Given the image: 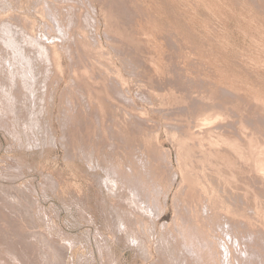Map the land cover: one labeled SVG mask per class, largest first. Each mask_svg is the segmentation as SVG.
Instances as JSON below:
<instances>
[{"label":"rangeland","instance_id":"1","mask_svg":"<svg viewBox=\"0 0 264 264\" xmlns=\"http://www.w3.org/2000/svg\"><path fill=\"white\" fill-rule=\"evenodd\" d=\"M0 6V264H264V0Z\"/></svg>","mask_w":264,"mask_h":264},{"label":"bare ground","instance_id":"2","mask_svg":"<svg viewBox=\"0 0 264 264\" xmlns=\"http://www.w3.org/2000/svg\"><path fill=\"white\" fill-rule=\"evenodd\" d=\"M125 1H126V0H125ZM2 2H4V1H2ZM36 2H37V1H36ZM38 2H39V1H38ZM9 3H10V2H9ZM46 3H47V2H46ZM53 3H54V2H53ZM58 3H59V2H58ZM134 3H135V2H134ZM140 3H141V2H140ZM136 4H138V2H137ZM11 5H12V4H11ZM44 5H45V4H44ZM31 6H32V5H31ZM40 6H41V5H40ZM47 6H48V5H47ZM71 6H72V5H71ZM134 6H135V5H134ZM140 6H141V5H140ZM0 7H1V6H0ZM125 8H126V7H125ZM128 8H129V7H128ZM131 8H132V7H131ZM142 8H143V6H142ZM142 8H141V9H142ZM144 8H145V7H144ZM32 9H33V8H32ZM45 9H46V8H45ZM55 9H56V8H55ZM41 10H42V9H41ZM52 10H53V9H52ZM60 10H61V9H60ZM130 10H131V9H130ZM42 11H43V10H42ZM134 11H135V10H134ZM38 12H39V11H38ZM140 12H141V11H140ZM143 12H144V11H143ZM50 13H51V12H50ZM54 13H55V12H54ZM68 13H69V12H68ZM81 13H82V12H81ZM135 13H136V12H135ZM20 14H21V13H20ZM11 15H12V14H11ZM52 15H54V14H52ZM52 15H51V16H52ZM58 15H59V14H58ZM127 15H128V14H127ZM18 16H19V15H18ZM64 16H65V15H64ZM67 16H68V15H67ZM124 16H125V14H124ZM145 16H146V14H145ZM65 17H66V16H65ZM144 18H145V17H144ZM51 19H52V18H51ZM58 19H59V18H58ZM66 19H67V18H66ZM71 19H72V18H71ZM52 20H53V19H52ZM55 20H56V19H55ZM61 20H62V19H61ZM135 20H136V19H135ZM148 20H149V19H148ZM130 21H131V18H130ZM20 22H21V21H20ZM20 22H19V23H20ZM45 22L47 23L46 20H45ZM10 23H11V22H10ZM19 23H18V24H19ZM48 23H49V22H48ZM89 23H90V22H89ZM1 24H3V22H2ZM44 24H45V23H44ZM80 24H81V23H80ZM130 24H131V23H130ZM130 24H129V25H130ZM133 24H134V23H133ZM150 24H151V23H150ZM4 25H5V24H4ZM12 25H13V24H12ZM56 25H57V24H56ZM59 25H60V24H58V26H59ZM72 25H73V22H72ZM1 26H2V25H1ZM10 26H11V25H10ZM18 26H19V25L14 26L13 28H14V29H15V28H18ZM35 26H36V25H35ZM131 26H132V25H131ZM24 27H25V26H24ZM30 27H31V26H30ZM47 27H48V26H47ZM90 27H92V26H90ZM120 27H121V26H120ZM10 28H11V27H10ZM19 28H20V27H19ZM54 28H55V27H54ZM56 28H57V27H56ZM60 28H61V27H60ZM127 28H128V27H127ZM144 28H145V27H144ZM23 29H24V28H23ZM47 29H49V27H48ZM61 29L64 30L63 28H61ZM69 29H70V28H69ZM132 29H133V27H132ZM12 30H13V29H12ZM19 30H20V29H19ZM21 30H22V29H21ZM49 30H50V29H49ZM74 30H75V29H74ZM120 30H121V29H120ZM120 30H119V31H120ZM14 31H15V30H14ZM58 31H59V30H58ZM133 31H134V30H133ZM8 32H10V31H8ZM11 32H12V31H11ZM19 32H20V31H19ZM43 32H44V31H43ZM49 32H50V31H49ZM63 32H64V31H63ZM15 33H16V32H15ZM22 33H24V32H21V34H22ZM67 33H68V32H67ZM69 33H70V32H69ZM0 34H2V33L0 32ZM4 34H5V33H4ZM6 34H9V33H6ZM81 34H82V33H81ZM138 34H139V33H138ZM19 35H20V33H19ZM54 35H55V34H54ZM47 36H48V35H47ZM64 36H65V35H64ZM74 36H75V35H74ZM7 37H9V35H8ZM10 37H12V36H10ZM10 37H9V38H10ZM15 37H16V36H15ZM20 37H21V36H20ZM22 37H23V36H22ZM30 37H31V35H30ZM66 37H67V36H66ZM128 37H129V36H128ZM0 38H1V37H0ZM18 38H19V37H18ZM25 38H26V37H25ZM32 38H34V36H33ZM32 38H31V39H32ZM36 38H37V37H36ZM67 38H68V37H67ZM79 38H80V37H79ZM131 38H132V37H131ZM140 38H141V37H140ZM11 39H12V38H11ZM22 39H24V38H22ZM132 39H133V38H132ZM136 39H137V37H136ZM173 39H174V38H173ZM5 40H6V39H5ZM12 40L15 41L16 38H13ZM27 40H28V39H27ZM27 40H26V41H27ZM33 40H34V39H33ZM33 40H32V41H33ZM73 40H74V39H73ZM7 41H8V40H7ZM19 41H20V39H19ZM29 41L32 42L31 40H29ZM34 41H36V40H34ZM34 41H33V43H35ZM41 41H42V40H41ZM41 41H40V42H41ZM46 41H47V40H46ZM138 41H139V40H138ZM10 42H11V40H10ZM15 42L17 43V41H15ZM20 42H21V41H20ZM133 42H134V41H133ZM135 42H136V41H135ZM5 43H6V42H5ZM5 43H4V44H5ZM8 43H9V42H8ZM13 43H14V42H13ZM13 43L11 42L10 44H12V46H13V45H14ZM16 43H15V45H17ZM25 43H26V42H25ZM33 43H31V45H32ZM121 43H123V42H121ZM170 43H171V42H170ZM6 44H7V43H6ZM10 44H9V45H10ZM18 44H19V43H18ZM21 44H22V43H21ZM21 44H20V45H21ZM28 44H29V43H28ZM15 45H14V46H15ZM29 45H30V44H29ZM29 45H28V46H29ZM33 45H34V44H33ZM35 45L38 46V44H35ZM47 45H48V44H47ZM85 45H86V44H85ZM122 45H123V44H122ZM128 45H129V44H128ZM5 46H6V45H5ZM18 46H19V45H18ZM22 46H23V45H22ZM119 46H120V44H119ZM152 46H154V45H152ZM23 47H24V46H23ZM31 47H32V46H31ZM87 47H88V46H87ZM126 47H127V46H126ZM158 47H159V46H158ZM158 47H157V45H156V48H158ZM168 47H169V46H168ZM6 48H8V47H6ZM34 48H36V47H34ZM24 49H25V48H24ZM26 49H27V48H26ZM28 49H29V48H28ZM38 49H39V47H38ZM85 49H86V48H85ZM148 49H149V48H148ZM19 50H20V49H19ZM32 50H33V49H32ZM40 50H41V48H40ZM69 50H70V49H69ZM125 50H126V49H125ZM12 51H13V50H12ZM14 51H15V50H14ZM44 51H45V50H44ZM129 51H130V50H129ZM168 51H169V50H168ZM3 52H4V51H3ZM23 52H24V51H23ZM29 52H30V50H29ZM31 52H32V51H31ZM38 52H39V51H38ZM41 52H42V51H41ZM41 52H40V53H41ZM145 52H146V51H145ZM148 52H150V51H148ZM161 52H162V51H161ZM172 52H173V51H172ZM7 53H8V52H7ZM9 53H10V52H9ZM11 53H12V55H13V52H11ZM20 53H21V52H20ZM25 53H26V52H25ZM32 53H33V52H32ZM85 53H86V52H85ZM173 53H174V52H173ZM28 54H29V53H28ZM42 54H43V53H42ZM44 54H45V53H44ZM44 54H43V55H44ZM46 54H47V53H46ZM68 54H69V53H68ZM95 54H96V53H95ZM144 54H145V53H144ZM155 54H156V53H155ZM16 55H17V54H16ZM23 55L25 56V55H27V54H24V53H23V54L21 55V59L23 58V61H22V62L25 61V63L27 64L26 67H27V69H28V70H27V69L25 70V71H28V72H26V73H25L26 75H25V74H24V75H25V77H27V80H28V81H27L28 86H29V84H31V86H32V84H34V80H35V82H37V79H36V78H38V77H36V76H38V74H39L40 72H42V71H40V72L38 73V70H40V68H39V69H38V68L36 69V65H38V63L36 64V63L34 62L35 58L33 57V55H32V57H31L32 59L34 58L33 61H32L31 58L28 59V57H29L28 55H27V57H26V56L24 57ZM37 55H38V54H37ZM39 55H40V54H39ZM39 55H38V56H39ZM151 55H152V54H151ZM157 55H158V54H157ZM157 55H156V58H158ZM8 56H9V55H8ZM34 56L36 57V55H34ZM38 56H37V57H38ZM41 56H42V55H41ZM166 56H167V55H166ZM10 57H11V56H10ZM19 57H20V55H19ZM37 57H36V58H37ZM96 57H97V56H96ZM126 57H127V56H126ZM146 57H147V56H146ZM153 57H154V56H153ZM97 58H98V57H97ZM97 58H96V59H97ZM17 59H18V58H17ZM42 59H44V58H42ZM93 59H94V58H93ZM151 59H152V58H151ZM159 59L161 60V58H159ZM163 59H164V58H163ZM166 59H167V58H166ZM37 60H38V59H37ZM37 60H35V61H37ZM50 60H51V59H50ZM126 60H127V59H126ZM142 60H144V59L142 58ZM149 60H150V59H148L147 61H149ZM164 60H165V59H164ZM167 60H168V59H167ZM171 60H172V59H171ZM16 61H17V60H16ZM41 61H42V60H41ZM145 61H146V60H145ZM156 61H157V60H156ZM1 62H2V61H1ZM10 62H11V61H10ZM52 62H53V61H52ZM150 62H151V61H150ZM152 62H154V61H152ZM167 62H168V61H167ZM169 62H170V61H169ZM25 63H24V64H25ZM45 63H47V62H45ZM50 63H51V62H50ZM138 63H139V62H138ZM146 63H147V62H146ZM156 63H157V62H156ZM158 63H159V61H158ZM175 63H176V62H175ZM26 64H25V65H26ZM150 64H151V63H150ZM153 64H154V63H153ZM153 64H152V65H153ZM162 64H163V63H162ZM162 64H161V65H162ZM164 64H165V63H164ZM11 65H12V64H11ZM17 65H18V64H17ZM20 65H21V67H22V64H20ZM46 65H47V64H46ZM135 65H136V64H135ZM148 65H149V64H148ZM15 66H16V65H15ZM39 66H40V64H39ZM41 66H42V65H41ZM43 66H44V65H43ZM47 66H48V65H47ZM50 66H51V65H50ZM70 66H71V65H70ZM93 66H94V65H93ZM153 66H154V65H153ZM163 66H164V65H163ZM24 67H25V66H24ZM24 67H23V68H24ZM37 67H38V66H37ZM48 67H49V66H48ZM150 67H151V66H150ZM23 68H21V69H23ZM73 68H74V67H73ZM85 68H86V67H85ZM148 68H149V67H148ZM154 68H155V67H154ZM161 68H162V66H161ZM164 68H165V67H164ZM179 68H180V67H179ZM44 69H45V68H44ZM93 69H94V68H93ZM150 69H151V68H150ZM57 70H58V69H57ZM94 70H95V69H94ZM145 70H146V69H145ZM154 70H155V69H154ZM169 70H170V69H169ZM172 70H173V69H172ZM182 70H183V69H182ZM20 71L23 72L22 70H20ZM78 71H79V70H78ZM82 71H83V69H82ZM161 71H162V70H161ZM176 71H177V70H176ZM260 71H261V70H260ZM12 72H13V71H12ZM17 72H18V70H17ZM43 72H44V71H43ZM47 72H48V71H47ZM50 72H51V71H50ZM53 72H54V71H53ZM55 72H56V71H55ZM138 72H139V71H138ZM156 72H157V71H156ZM186 72H187V71H186ZM23 73H24V72H23ZM23 73H22V74H23ZM58 73H59V72H58ZM76 73H77V72H76ZM166 73H168V72H166ZM174 73H175V72H174ZM176 73H177V72H176ZM181 73H182V72H181ZM183 73H184V72H183ZM187 73H188V72H187ZM8 74H9V73H8ZM11 74H12V73H11ZM13 74H14V73H13ZM86 74H87V73H86ZM157 74H158V73H157ZM159 74H160V73H159ZM162 74H163V72L161 73V75H162ZM164 74H165V70H164ZM164 74H163V75H164ZM177 74H178V73H177ZM3 75H4V74H3ZM39 75H40V74H39ZM60 75H61V74H60ZM1 76H2V75H1ZM91 76H92V75H91ZM102 76H103V75H102ZM106 76H107V75H106ZM152 76H153V75H152ZM171 76H173V75H171ZM174 76H175V75H174ZM179 76H180V75H179ZM18 77H19V76H18ZM42 77H43V76H42ZM103 77H104V76H103ZM142 77H143V75H142ZM153 77H154V76H153ZM158 77L161 78V76H158ZM164 77H166V76H164ZM191 77H192V76H191ZM191 77H190V78H191ZM21 78H22V77H21ZM94 78H95V77H94ZM94 78H93V79H94ZM106 78H107V77H106ZM149 78H150V77H149ZM176 78H177V77H176ZM180 78H181V77H180ZM183 78H184V77H183ZM187 78H188V77H187ZM54 79H55V78H54ZM156 79H158V78L156 77ZM171 79H172V78H171ZM185 79H186V78H185ZM185 79H184V80H185ZM194 79H195V78H194ZM22 80H23V79H22ZM38 80H39V79H38ZM52 80H53V79H52ZM58 80H59V79H58ZM74 80H75V79H74ZM77 80H78V77H77ZM84 80H85V79H84ZM147 80H148V79H147ZM166 80H167V78H166ZM181 80H182V79H181ZM24 81H26V80H24ZM24 81H22V83H23ZM40 81H41V79H40ZM48 81H49V80H48ZM99 81H100V80H99ZM107 81H108V80H107ZM112 81H113V80H112ZM155 81H156V80H155ZM88 82H89V81H88ZM92 82H93V81H92ZM143 82H144V81H143ZM156 82H157V81H156ZM183 82H184V81H183ZM183 82H182V85H184V83H185V82H184V83H183ZM25 83H26V82H25ZM27 83H26V84H27ZM39 83H40V82H39ZM39 83H38V84H39ZM151 83H152V82H151ZM199 83H200V82H199ZM58 84H59V83H58ZM80 84H81V83H80ZM111 84H112V83H111ZM160 84H161V83H160ZM173 84H174V82H173ZM24 85H25V84H24ZM169 85H170V84H169ZM180 85H181V84H180ZM10 86H11V85H10ZM25 86H27V85H25ZM56 86H57V85H56ZM147 86H148V83H147ZM178 86H179V85H178ZM184 86H185V85H184ZM187 86H188V85H187ZM187 86H186V87H187ZM29 87H30V86H29ZM29 87H28V88H29ZM37 87H38V86H37ZM165 87H166V86H165ZM173 87H175V86H173ZM181 87H182V86H181ZM26 88H27V87H26ZM32 88H33V87H32ZM75 88H76V87H75ZM86 88H87V87H86ZM96 88H97V87H96ZM110 88H111V87H110ZM170 88H171V87H170ZM183 88H185V87H183ZM22 89H23V88H22ZM43 89H44V88H43ZM46 89H47V88H46ZM147 89H148V88H147ZM174 89H175V88H174ZM23 90H24V89H23ZM28 90L30 91V89H28ZM28 90H27V91H28ZM48 90H49V89H48ZM67 90H68V89H67ZM76 90H77V89H76ZM89 90H90V89H89ZM89 90H88V91H89ZM106 90H108V89H106ZM115 90H116V89H115ZM151 90H152V89H151ZM182 90H185V89H182ZM40 91H41V90H40ZM63 91H64V90H63ZM71 91H72V90H71ZM190 91H191V90H190ZM5 92H6V91H5ZM19 92H20V91H19ZM41 92H43V91H41ZM49 92H50V91H49ZM49 92H48V94H49ZM66 92H68V91H66ZM110 92H111V91H110ZM26 93H27V92H26ZM29 93H30V92H29ZM54 93H55V92H54ZM127 93H128V92H127ZM168 93H169V92H168ZM185 93H186V92H185ZM7 94H8V93H7ZM38 94H40V93L38 92ZM43 94H44V93H43ZM61 94H62V93H61ZM67 94H68V93H67ZM121 94H122V93H120V95H121ZM123 94H124V93H123ZM142 94H143V93H142ZM238 94H239V93H238ZM22 95H23V94H22ZM31 95H32V94H31ZM44 95H45V94H44ZM49 95H50V94H49ZM71 95H72V94H71ZM84 95H85V94H84ZM84 95H83V96H84ZM93 95H94V94H93ZM97 95H98V94H97ZM125 95H126V94H125ZM177 95H179V94H177ZM187 95H188V94H187ZM200 95H201V94H200ZM4 96H5V95H4ZM37 96H38V95H37ZM110 96H111V95H110ZM118 96H119V93H118ZM126 96H127V95H126ZM158 96H159V95H158ZM163 96H164V95H163ZM180 96H181V95H180ZM188 96H189V95H188ZM194 96H195V95H194ZM212 96H213V95H212ZM216 96H217V95H216ZM223 96H224V95H223ZM34 97H35V96H34ZM44 97H45V96H44ZM44 97H43V98H44ZM75 97H76V96H75ZM105 97H106V95H105ZM107 97H108V95H107ZM144 97H145V96H144ZM189 97H190V96H189ZM197 97H199V96H197ZM220 97H221V96H220ZM240 97H241V96H240ZM39 98H40V96H39ZM45 98H47V97H45ZM48 98H49V97H48ZM48 98H47V99H48ZM65 98H66V97H65ZM67 98H68V97H67ZM85 98H86V96H85ZM164 98H165V97H164ZM177 98H178V97H177ZM215 98H216V97H215ZM224 98H225V96H224ZM121 99H123V98H121ZM217 99H218V98H217ZM60 100H61V99H60ZM63 100H64V99H63ZM84 100H85V99H84ZM87 100H89V99L87 98ZM126 100H127V99H126ZM6 101H7V100H6ZM37 101H38V100H37ZM42 101H43V100H42ZM103 101H104V100H103ZM110 101H111V100H110ZM165 101H166V100H165ZM203 101H204V100H203ZM205 101H206V100H205ZM238 101H239V100H238ZM46 102H48V101H46ZM89 102H90V101H89ZM95 102H96V101H95ZM186 102H187V101H186ZM191 102H193V101H191ZM207 102H208V101H207ZM217 102H218V101H217ZM221 102H222V100H221ZM10 103H11V101H10ZM49 103H50V102H49ZM68 103H69V102H68ZM84 103H85V102H84ZM103 103H104V102H103ZM112 103H113V102H112ZM112 103H111V106H112ZM235 103H236V102H234V106H236ZM11 104H12V103H11ZM77 104H78V102H77ZM94 104H95V103H94ZM97 104H98V103H97ZM206 104H208V103H206ZM216 104H217V103H216ZM232 104H233V102H232ZM244 104H245V103H244ZM247 104H249V103H247ZM257 104H258V103H257ZM2 106H4V104H2ZM14 106H15V104H14ZM32 106H33V104H32ZM48 106H49V104H48ZM51 106H52V104H51ZM51 106H50V108H51ZM68 106H69V104H68ZM79 106H80V104H79ZM85 106H86V104H85ZM87 106H88V103H87ZM117 106H118V104H117ZM194 106H195V104H194ZM199 106H200V104H199ZM201 106H204V104H201ZM241 106H242V103H241ZM9 107H10V106H9ZM25 107H26V104H25ZM34 107H35V106H34ZM53 107H54V106H53ZM88 107H89V106H88ZM94 107H95V106H94ZM96 107H97V106H96ZM96 107H95V108H96ZM124 107H125V106H124ZM180 107H181V106H180ZM182 107H183V106H182ZM188 107H189V106H188ZM205 107H206V106H205ZM207 107H208V106H207ZM219 107H220V106H219ZM226 107H227V106H226ZM1 108H2V107H1ZM47 108H48V107H47ZM90 108H91V107H90ZM106 108H108V107H106ZM111 108H112V107H111ZM114 108H115V107H114ZM163 108H164V107H163ZM194 108H195V107H194ZM209 108H210V107H209ZM212 108H213V107H212ZM217 108H218V104H217ZM236 108H237V107H236ZM251 108H252V107H251ZM4 109H5V108H4ZM43 109H44V108H43ZM70 109H71V108H70ZM70 109H69V110H70ZM73 109H74V108H73ZM104 109H105V108H104ZM108 109H109V108H108ZM159 109H160V108H159ZM179 109H180V108H179ZM179 109H178V110H179ZM192 109H193V108H192ZM215 109H216V108H215ZM232 109H233V107H232ZM232 109H231V110H232ZM10 110H11V108H10ZM16 110H18V109H16ZM26 110H27V109H26ZM30 110H31V109H30ZM48 110H51V109H48ZM93 110H94V109H93ZM99 110H100V109H99ZM106 110H107V109H106ZM122 110H123V109H122ZM129 110H130V109H129ZM172 110H173V109H172ZM178 110H177V111H178ZM200 110H201V109H200ZM210 110H211V109H210ZM237 110H238V109H237ZM242 110H243V109H242ZM6 111H7V110H6ZM66 111H67V110H66ZM75 111H76V110H75ZM88 111H90V109H89ZM91 111H92V110H91ZM95 111H96V110H95ZM169 111H170V110H169ZM189 111H190V110H189ZM201 111H202V110H201ZM221 111H222V109H221ZM228 111H229V110H228ZM233 111H234V109H233ZM244 111H245V110H244ZM84 112H85V110H84ZM97 112H99V111H96L95 113H97ZM104 112H105V111H104ZM107 112H108V111H107ZM114 112H115V111H114ZM122 112H123V111H122ZM183 112H184V111H183ZM190 112H191V111H190ZM217 112H218V111H217ZM235 112H236V111H235ZM255 112H256V111H255ZM4 113H5V112H4ZM4 113H3V114H4ZM28 113H29V112H28ZM36 113H37V112H36ZM47 113H49V112H47ZM52 113H53V111H52ZM63 113H64V112H63ZM77 113H78V112H77ZM105 113H106V112H105ZM233 113H234V112H233ZM253 113H254V112H253ZM12 114H13V113H12ZM37 114H38V113H37ZM43 114H45V113H43ZM74 114H75V113H74ZM110 114H111V113H110ZM176 114H177V113H176ZM192 114H193V113H192ZM199 114H200V113H199ZM212 114H213V113H212ZM217 114H219V113H217ZM254 114H255V113H254ZM50 115H51V114H50ZM50 115H49V117H50ZM63 115H64V114H63ZM63 115H62V116H63ZM78 115H79V114H78ZM101 115H102V114H101ZM116 115H117V114H116ZM119 115H120V114H119ZM135 115H136V114H135ZM188 115H189V114H188ZM213 115H214V114H213ZM233 115H235V114H233ZM248 115H249V114H248ZM45 116H46V115H45ZM89 116H90V115H89ZM96 116H97V115H96ZM105 116H106V115H105ZM111 116H112V115H111ZM137 116H138V115H137ZM219 116H220V115H219ZM240 116H242V115H240ZM29 117H30V116H29ZM51 117H52V116H51ZM84 117H85V116H84ZM84 117H83V118H84ZM87 117H88V116H87ZM90 117H91V116H90ZM99 117H102V116L99 115ZM103 117H104V115H103ZM140 117H141V116H140ZM231 117H232V116H231ZM234 117H235V116H234ZM236 117H238V116H236ZM30 118H31V117H30ZM68 118H69V117H68ZM85 118H86V117H85ZM108 118H109V117H108ZM244 118H245V117H244ZM33 119H34V118H33ZM36 119H37V118H36ZM39 119H40V118H39ZM50 119H52V118H50ZM63 119H64V118H63ZM86 119H87V118H86ZM99 119H100V118H99ZM139 119H140V118H139ZM186 119H187V118H186ZM196 119H197V118H196ZM200 119H201V118H200ZM218 119H219V118H218ZM238 119H239V118H238ZM252 119H253V118H252ZM29 120H30V119H29ZM47 120H49V119H47ZM60 120H61V119H60ZM76 120H77V119H76ZM78 120H79V119H78ZM87 120H88V119H87ZM87 120H86V121H87ZM239 120H240V119H239ZM249 120H251V119H249ZM249 120H248V121H249ZM257 120H258V119H257ZM20 121H21V120H20ZM30 121H31V120H30ZM50 121H51V122H50ZM50 121H49V122H50V125H52L51 123H53V122H52V120H50ZM80 121H81V120H80ZM88 121H89V120H88ZM135 121H136V119H135ZM140 121H141V120H140ZM142 121H143V120H142ZM172 121H173V120H172ZM229 121H230V120H229ZM49 122H48V123H49ZM110 122H112V120H111ZM216 122H217V121H216ZM237 122H238V121H237ZM30 123H31V122H30ZM36 123H37V122H36ZM119 123H120V122H119ZM140 123H141V122H140ZM186 123H187V122H186ZM200 123H201V122H200ZM212 123H213V122H212ZM254 123H255V122H254ZM34 124H35V123H34ZM70 124H71V123H70ZM80 124H81V122H80ZM85 124H86V123H85ZM131 124H132V123H131ZM178 124L180 125V123H178ZM202 124H203V123H202ZM214 124H215V123H214ZM221 124H222V122H221ZM238 124H239V123H238ZM252 124H253V123H252ZM28 125H29V124H28ZM104 125H105V124H104ZM119 125H120V124H119ZM138 125H139V124H138ZM145 125H146V124H145ZM187 125H188V124H186V126H187ZM190 125H191V123H190ZM190 125H189V126H190ZM196 125H197V124H196ZM219 125H220V124H219ZM219 125H217V127H218ZM224 125H225V122H224ZM224 125H223V126H224ZM43 126H44V124H43ZM67 126H68V125H67ZM112 126H113V125H112ZM193 126H195V125H193ZM232 126H233V125H232ZM53 127H54V126H53ZM62 127H64V126H62ZM184 127H185V126H184ZM187 127H188V126H187ZM191 127H192V126H191ZM197 127H200V126H197ZM224 127H225V126H224ZM230 127H231V126H230ZM262 127H263V126H262ZM180 128H181V127H180ZM194 128H195V127H194ZM218 128H219V127H218ZM231 128H232V127H231ZM236 128H237V127H236ZM44 129H45V128H44ZM49 129H50V128H49ZM221 129H222V128H221ZM228 129H229V128H228ZM34 130H35V129H34ZM37 130H38V129H37ZM41 130H42V129H41ZM67 130H68V129H67ZM73 130H74V129H73ZM106 130H107V129H106ZM127 130H128V129H127ZM190 130H191V129H190ZM190 130H189V131H190ZM222 130H224V129H222ZM232 130H233V129H232ZM252 130H255V129H252ZM42 131H43V130H42ZM54 131H55V130H54ZM68 131H69V130H68ZM75 131H76V130H75ZM194 131H195V129H194ZM214 131H215V130H214ZM239 131H240V130H239ZM258 131H259V130H258ZM43 132H45V131H43ZM77 132H78V131H77ZM85 132H86V131H84V134H85ZM122 132H123V131H122ZM197 132H199V130H197L196 132H194V135H195V133H197ZM222 132H223V131H222ZM230 132H231V131H230ZM78 133H79V132H78ZM91 133H92V132H91ZM91 133H90V134H91ZM131 133H132V132H131ZM189 133L191 134V132H189ZM201 133H202V132H201ZM203 133H204V132H203ZM208 133H209V132H208ZM208 133H207V134H208ZM215 133H216V132H215ZM215 133H214L213 135H215ZM182 134H183V133H182ZM211 134H212V133H211ZM232 134H233V133H232ZM87 135H88V134H87ZM93 135H94V134H93ZM102 135H103V134H102ZM134 135H135V133H134ZM185 135H186V134H185ZM227 135H228V134H227ZM234 135H235V134H234ZM234 135H233V136H234ZM110 136H111V135H110ZM113 136H114V135H113ZM125 136H126V135H125ZM125 136H124V137H125ZM127 136H128V135H127ZM230 136H231V135H230ZM248 136H249V134H248ZM66 137H67V136H66ZM82 137H83V136H82ZM108 137H109V136H108ZM212 137H213V136H212ZM217 137H218V136H217ZM184 138H185V137H184ZM184 138H183V139H184ZM233 138H234V137H233ZM240 138H241V137H240ZM244 138H245V137H244ZM250 138H251V137H250ZM65 139H66V138H65ZM68 139H69V138H68ZM80 139H81V138H80ZM89 139H90V138H89ZM193 139H194V138H193ZM235 139L237 140L236 137H235ZM248 139H249V138H248ZM111 140H112V139H111ZM134 140H135V139H134ZM211 140H212V139H211ZM65 141H66V140H65ZM192 141H193V140H192ZM202 141H203V140H202ZM253 141H254V138H253ZM97 142H98V141H97ZM106 142H107V141H106ZM141 142H142V141H141ZM208 142H209V141H208ZM250 142H251V141H250ZM70 143H71V142H70ZM187 143H188V142H187ZM190 143H192V142H190ZM201 143H202V142H201ZM234 143H235V142H234ZM87 144H88V143H87ZM109 144H110V143H109ZM118 144H119V143H118ZM127 144H128V142H127ZM141 144H142V143H141ZM196 144H197V143H196ZM199 144H200V143H199ZM204 144H205V143H204ZM252 144H253V143H252ZM114 145H115V144H114ZM133 145H134V144H133ZM201 145H202V144H201ZM206 145H207V144H206ZM240 145H241V144H240ZM248 145H250V144H249V141H248ZM94 146L96 147V145H94ZM104 146H105V145H104ZM111 146H112V145H111ZM194 146H195V145H194ZM207 146H208V145H207ZM215 146H216V145H215ZM233 146H234V145H233ZM237 146H238V145H237ZM243 146H244V145H243ZM78 147H79V146H78ZM95 147H94V149H95ZM107 147H108V146H107ZM109 147H110V146H109ZM114 147H115V146H114ZM116 147H117V146H116ZM121 147H122V146H121ZM127 147H128V146H127ZM189 147H190V146H189ZM196 147H197V146H196ZM213 147H214V146H213ZM244 147H245V146H244ZM252 147H253V146H252ZM100 148H101V147H100ZM103 148H104V147H103ZM128 148H129V147H128ZM216 148H217V147H216ZM88 149H89V148H88ZM115 149H116V148H115ZM186 149H187V148H186ZM190 149H191V148H190ZM208 149H210V148L208 147ZM208 149H207V150H208ZM220 149H221V148H220ZM228 149H229V148H228ZM248 149H249V148H248ZM81 150H82V149H81ZM83 150H84V149H83ZM125 150H126V149H125ZM204 150L206 151V148L203 149V151H204ZM210 150H211V149H210ZM229 150H230V149H229ZM240 150H242V149H240ZM249 150H250V149H249ZM78 151H79V150H78ZM85 151H86V150H85ZM97 151H98V150H97ZM116 151H117V150H116ZM190 151H191V150H190ZM196 151H197V150H196ZM251 151H252V150H251ZM251 151H250V152H251ZM254 151H255V150H254ZM92 152H93V151H92ZM128 152H129V151H128ZM128 152H127V153H128ZM131 152H132V151H131ZM187 152H188V151H187ZM187 152H186V153H187ZM226 152H227V151H226ZM245 152H246V151H245ZM250 152H248V153H250ZM206 153H207V152H206ZM216 153H217V152H215L214 154H216ZM220 153H221V152H220ZM232 153H233V152H232ZM92 154H93V153H92ZM149 154L151 155V153H149ZM211 154H213V151H212ZM218 154H219V153H218ZM222 154H224V151H223ZM222 154H221V155H222ZM225 154H226V153H225ZM246 154H247V153H246ZM255 154H256V153H255ZM109 155H110V154H109ZM116 155H117V154H116ZM137 155H138V154H137ZM197 155H199V154H197ZM204 155H205V154H204ZM221 155H220L219 158H221ZM229 155H230V154H229ZM252 155H253V154H252ZM146 156H147V154H146ZM185 156H186V155H185ZM202 156H203V155H202ZM210 156H211V155H210ZM210 156H209V157H210ZM216 156H217V155H216ZM216 156H215V157H216ZM225 156H226V155H225ZM235 156H236V155H235ZM235 156H234V157H235ZM107 157H108V156H107ZM112 157H113V156H112ZM193 157H195V156H193ZM207 157H208V156H207ZM209 157H208V158H209ZM212 157H213V156H212ZM212 157H211V158H212ZM223 157H224V155H223ZM226 157H227V156H226ZM231 157H232V156H231ZM237 157H238V156H237ZM121 158H122V157H121ZM102 159H103V158H102ZM213 159L215 160V158H213ZM222 159H224V158H222ZM231 159H233V158H230V160H231ZM145 160H146V159H145ZM147 160H148V159H147ZM209 160H210V159H209ZM214 160H213V161H214ZM217 160L219 161L218 158H217ZM224 160H225V159H224ZM90 161H91V159H90ZM142 161H143V160H142ZM193 161H194V160H193ZM211 161H212V160H211ZM227 161H228V159H227ZM227 161H226V162H227ZM195 162H196V160H195ZM197 162H199V161H197ZM201 162H202V161H201ZM220 162H222V161H220ZM231 162L233 163V160H232ZM127 163H128V162H127ZM183 163H184V162H183ZM193 163H194V162H193ZM205 163H206V161H205ZM217 163H218V162H216V164H217ZM235 163H236V159H235ZM235 163H234V164H235ZM240 163H241V162H240ZM242 163H243V162H242ZM252 163H254V162H252ZM144 164H145V163H144ZM185 164H186V163H185ZM185 164H184V165H185ZM199 164H200V163H199ZM224 164H225V163H224ZM224 164H223V165H224ZM226 164H227V163H226ZM234 164H233V165H234ZM151 165H152V164H151ZM182 165H183V164H182ZM195 165H196V164H195ZM218 165H219V164H218ZM218 165H217V166H218ZM220 165H221V164H220ZM227 166H228V165H227ZM227 166H226V167H227ZM234 166H236V165H234ZM129 167H131V166H129ZM236 167H237V166H236ZM240 167H241V166H240ZM242 167H243V166H242ZM155 168H156V167H155ZM183 168H184V167H183ZM206 168H207V167H206ZM222 168H223V167H222ZM233 168H234V167H233ZM209 169H210V168H209ZM211 169H212V168H211ZM225 169H226V168H225ZM231 169H232V168H231ZM240 169H241V168H240ZM198 170H199V169H198ZM214 170H215V169H214ZM219 170H220V168H219ZM245 170H246V169H245ZM151 171H152V170H151ZM212 171H213V170H212ZM212 171H211V172H212ZM236 171H237V168H236ZM248 171H249V170H248ZM132 172H133V171H132ZM162 172H163V171H162ZM209 172H210V171H209ZM219 172H220V171H219ZM229 172H230V170H229ZM240 172H241V171H240ZM196 173H197V172H196ZM223 173H224V171H223ZM194 174H195V173H194ZM213 174H214V173H213ZM228 174H229V173H228ZM243 174H244V172H243ZM132 175H133V174H132ZM208 175H209V174H208ZM239 175H240V174H239ZM154 176H155V175H154ZM195 176H196V175H195ZM213 176H215V174H214ZM232 176H233V175H232ZM242 177H243V175H242ZM126 178H127V176H126ZM157 178H158V177H157ZM189 178H190V177H189ZM215 178H216V177H215ZM132 179H133V178H132ZM184 179L186 180V178H184ZM191 179H192V178H191ZM203 179H204V178H203ZM212 179H213V178H212ZM216 180H217V179H216ZM121 181H122V180H121ZM212 181H213V180H212ZM241 181H242V180H241ZM183 182H184V181H183ZM187 182H188V181H187ZM222 182H223V181H222ZM124 183H125V182H124ZM226 183H227V182H226ZM195 184H196V183H195ZM220 185H221V184H220ZM134 186H135V185H134ZM228 187H229V186H228ZM113 188H114V187H113ZM186 188H188V187H186ZM223 188H224V187H223ZM114 189H115V188H114ZM193 189H194V188H193ZM212 189H213V188H212ZM228 189H229V188H228ZM111 190H112V189H111ZM137 190H138V189H137ZM118 191H119V189H118ZM191 191H192V189H191ZM194 191H195V190H194ZM227 191H228V190H227ZM126 192H128V191H126ZM131 192H132V191H131ZM228 192H229V191H228ZM231 193H232V192H231ZM196 195H197V194H196ZM211 195H212V194H211ZM228 195H229V194H228ZM128 196H129V195H128ZM140 196H141V195H140ZM178 196H179V195H178ZM178 196H177V197H178ZM192 197H193V196H192ZM226 197H227V196H226ZM197 198H200V196L197 197ZM134 199H135V198H134ZM134 199H133V200H134ZM178 199H179V198H178ZM207 199H208V198H207ZM201 200H202V198H201ZM126 201H127V200H126ZM182 201H183V200H182ZM134 202H135V200H134ZM136 202H137V201H136ZM136 202H135V203H136ZM193 202H194V201H193ZM117 203H118V202H117ZM119 204H120V203H119ZM119 204H118V205H119ZM136 204H137V203H136ZM134 205H135V204H134ZM220 205H221V204H220ZM139 206H140V204H139ZM182 206H183V205H182ZM201 206H202V205H201ZM201 206H200V207H201ZM137 207H138V206H137ZM184 207H185V206H184ZM203 207H204V206H203ZM207 207H208V206H207ZM253 207H254V206H253ZM218 209H219V208H218ZM211 210H212V209H211ZM218 211H219V210H218ZM181 212H182V211H181ZM221 212H222V211H221ZM148 216H149V215H148ZM4 217H5V216H4ZM152 217H153V216H152ZM217 217H218V216H217ZM249 217H250V216H249ZM218 218H219V217H218ZM9 219H10V218H9ZM147 220H148V219H147ZM209 220H210V219H209ZM1 221H2V218H1ZM207 221H208V220H207ZM226 221H227V220H226ZM142 222H143V221H142ZM209 222H210V221H209ZM215 222H216V221H215ZM221 222H222V220H221ZM15 223H16V222H15ZM15 223H14V224H15ZM17 223H18V222H17ZM19 223H20V222H19ZM207 223H208V222H207ZM24 224H25V223H24ZM137 224H138V223H137ZM249 224H251V223H249ZM155 225H156V224H155ZM259 225H260V224H259ZM19 226H20V225H19ZM211 226H212V225H211ZM1 227H2V225H1ZM20 227H21V226H20ZM202 227H203V226H202ZM227 227H228V226H227ZM181 228H182V227H181ZM188 228H189V227H188ZM220 228H221V227H220ZM1 229H2V228H1ZM6 229H7V228H6ZM205 229H206V228H205ZM251 229H252V227H251ZM256 229H257V228H256ZM187 230H188V229H187ZM4 231H5V228H4ZM18 231H19V230H18ZM18 231H17V232H18ZM27 231L29 232V230H27ZM173 231H174V230H173ZM192 231H193V230H192ZM19 232H21V231H19ZM28 232H25V233H28ZM163 232H164V231H163ZM175 232H176V231H174V232H172V233H175ZM185 232H186V231H185ZM187 233H188V232H187ZM23 234H24V233H23ZM176 234H177V233H176ZM0 235H1V234H0ZM218 235H219V234H218ZM20 236H21V235H20ZM25 236H26V234H25ZM149 236H150V235H149ZM190 236H191V235H190ZM207 236H208V235H207ZM2 237H3V236H2ZM15 237H16V236H15ZM174 237H175V236H174ZM174 237H173V238H174ZM177 237H178V236H177ZM180 237H181V236H180ZM150 238H151V237H150ZM187 238H188V237H187ZM206 238H207V237H206ZM11 239H12V238H11ZM181 239H182V237H181ZM181 239H180V240H181ZM223 239H224V238H223ZM7 240H8V239H7ZM34 240H35V239H34ZM34 240H33V242H34ZM176 240H177V239H176ZM178 240H179V239H178ZM178 240H177V241H178ZM236 240H237V239H236ZM255 240H256V239H255ZM11 241H12V240H11ZM24 241H25V240H24ZM256 241H257V240H256ZM25 242H26V241H25ZM27 242H28V240H27ZM178 242H180V241H178ZM182 242H183V241H182ZM239 242H240V241H239ZM172 243H174V242H172ZM225 243H226V242H225ZM33 244H34V243H33ZM177 244H178V243H177ZM179 244H180V243H179ZM30 245H31V244H30ZM35 245H36V244H35ZM37 245H38V243H37ZM227 245H228V244H227ZM240 245H241V244H240ZM243 245H244V244H243ZM26 246H27V245H26ZM38 246H39V245H38ZM241 246H242V245H241ZM8 247H9V246H8ZM29 247H31V246H29ZM32 247H33V245H32ZM32 247H31V248H32ZM24 248H25V247H24ZM10 249H12V248H10ZM35 249H36V247H35ZM216 249H217V248H216ZM233 249H234V248H233ZM248 249H249V248H248ZM3 250H4V249H3ZM36 250H37V249H36ZM227 250H228V248H227ZM213 252H214V251H213ZM256 253H257V252H256ZM29 254H30V253H29ZM181 254H184V252L181 253ZM187 254H189V253H187ZM227 254H228V253H227ZM164 255H165V254H164ZM225 255H226V253H225ZM40 256H41V255H40ZM186 256H188V255H186ZM189 256H190V255H189ZM6 257H7V256H6ZM210 257H211V256H210ZM220 257H221V256H220ZM226 257H227V256H226ZM9 258H10V256H9ZM184 258H185V257H184ZM187 258H188V257H187ZM231 258H232V257H231ZM0 259H1V258H0ZM182 259H183V258H182ZM226 259H227V258H226ZM8 260H10V259H8ZM187 260H189V258H188ZM4 261H5V260H4ZM185 261H186V259H185ZM26 262H27V261H26ZM179 262H180V261H179ZM24 263H25V262H24ZM36 263H37V262H36ZM187 263H188V261H187ZM233 263H234V262H233ZM245 263H246V262H245ZM45 264H46V263H45ZM49 264H51V263H49ZM164 264H165V262H164ZM258 264H259V263H258Z\"/></svg>","mask_w":264,"mask_h":264}]
</instances>
